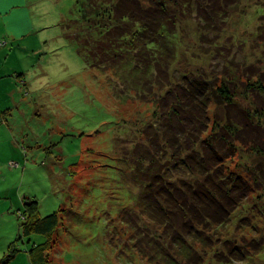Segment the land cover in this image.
<instances>
[{"label": "rangeland", "instance_id": "374dc122", "mask_svg": "<svg viewBox=\"0 0 264 264\" xmlns=\"http://www.w3.org/2000/svg\"><path fill=\"white\" fill-rule=\"evenodd\" d=\"M79 1L7 0L0 13V261L12 254L6 264H30L29 248L45 240L20 228L30 198L40 216H59L50 264H165L147 256L145 242L153 239L132 234L139 228L165 235L134 205L139 188L128 174L130 157L152 149L161 132L159 114L172 106L167 100L175 90L182 92L178 82L205 79L212 90L230 81L239 106L212 101L208 132L223 126L228 115L236 130L250 126L244 110L254 113L264 105L254 87L264 85V34L257 29V7L264 0H192L193 10L178 11L170 27L179 48L168 67L163 63V88L148 83L143 94L124 89L107 69L87 65L77 53L67 34ZM248 133L226 164L255 189L253 197L231 221L199 231L207 245L197 242L198 256L188 264H264V131ZM159 143L164 150L155 156L161 163L169 152L178 157ZM255 145L261 153L253 154Z\"/></svg>", "mask_w": 264, "mask_h": 264}, {"label": "trees", "instance_id": "16d2710c", "mask_svg": "<svg viewBox=\"0 0 264 264\" xmlns=\"http://www.w3.org/2000/svg\"><path fill=\"white\" fill-rule=\"evenodd\" d=\"M77 4L78 17L67 36L76 43L77 53L87 65L107 69L110 78L126 90L143 94L147 92L148 83L163 88L160 76L164 65L168 67L179 48V36L170 27L175 25L178 11L193 10L192 0H80ZM257 8L261 17L257 29L264 34V4ZM152 77L155 80L152 81ZM207 82L205 79H193L188 84L178 82V90L182 92L175 90L167 100L172 106L159 114L161 136L155 134L152 149H141L138 155L130 157L134 161L128 174L139 188L138 194L132 197L134 205L137 204L155 226L163 228L161 232L165 237L172 232L166 244L164 236H150L139 228L132 234L142 237L143 241L147 237L153 239L154 243L145 242L149 246L147 256L162 258L165 264H188L196 259L195 244L207 245V236L199 231L210 223L223 225L231 221L236 209L242 204L241 212L255 190L235 167L226 164V160L234 156L236 145H243L248 132L261 127L264 131V105L261 111L254 113L244 110L248 118L250 116V126L243 130H236L232 116L228 115L223 126L216 130L213 125L208 132L207 108L211 102L220 99V104L236 108L239 101H234V94L229 92L230 81H222L212 90ZM259 85L262 86L254 84L255 90L264 96V85ZM162 97H158L159 103ZM237 115L233 111V117ZM230 134L234 135L232 139ZM160 139L166 147L177 150L178 157L172 152L168 157L163 154L169 162L161 163L159 156H155L164 150L159 146ZM253 147V154L261 153L256 145ZM125 172L126 169L123 174ZM187 177L194 178V182H186ZM262 186L264 190V183ZM29 199L24 200L19 217L22 233L45 237L43 242L33 243L29 248V263L50 264L48 253L59 216L56 212L40 216L38 202ZM126 222L129 225L128 220ZM253 223L250 227L255 226ZM11 256L2 259L0 264H6Z\"/></svg>", "mask_w": 264, "mask_h": 264}, {"label": "snow or ice", "instance_id": "6c2138e0", "mask_svg": "<svg viewBox=\"0 0 264 264\" xmlns=\"http://www.w3.org/2000/svg\"><path fill=\"white\" fill-rule=\"evenodd\" d=\"M7 2V0H0V13L3 12V5Z\"/></svg>", "mask_w": 264, "mask_h": 264}, {"label": "crops", "instance_id": "0c3cea01", "mask_svg": "<svg viewBox=\"0 0 264 264\" xmlns=\"http://www.w3.org/2000/svg\"><path fill=\"white\" fill-rule=\"evenodd\" d=\"M29 262H30V260H29Z\"/></svg>", "mask_w": 264, "mask_h": 264}]
</instances>
